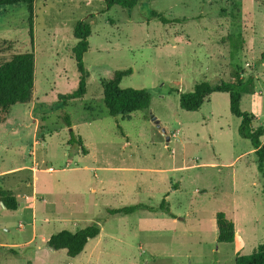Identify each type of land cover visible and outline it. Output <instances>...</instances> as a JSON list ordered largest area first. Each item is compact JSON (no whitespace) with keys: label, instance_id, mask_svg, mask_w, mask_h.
Masks as SVG:
<instances>
[{"label":"rangeland","instance_id":"374dc122","mask_svg":"<svg viewBox=\"0 0 264 264\" xmlns=\"http://www.w3.org/2000/svg\"><path fill=\"white\" fill-rule=\"evenodd\" d=\"M151 11L171 22L150 18ZM27 18L24 4L0 7V64L16 53L35 56L34 98L13 106L0 124V172H37L0 174V189L21 179V189L45 194L38 218L67 224L52 222L41 232L47 238L94 223L101 231L69 259L39 231L26 245L33 228L23 205L11 211L0 203V245L10 246L0 250V264H234V253L249 255L264 244V177L250 142L238 134L228 94H211L195 112L179 107V94L197 82L230 81L237 71L253 78L241 110L256 113L254 128L264 126V0H139L131 10L107 0H35L32 40ZM84 20L91 25L85 94L63 105L59 96L79 84L72 30ZM127 69L120 87L149 90V108L114 119L100 81ZM70 130L86 155L70 143ZM166 194L175 219L160 211L106 213L157 208ZM220 212L233 221L238 243L216 242Z\"/></svg>","mask_w":264,"mask_h":264},{"label":"trees","instance_id":"16d2710c","mask_svg":"<svg viewBox=\"0 0 264 264\" xmlns=\"http://www.w3.org/2000/svg\"><path fill=\"white\" fill-rule=\"evenodd\" d=\"M35 0H0V7L24 4L27 7V25L29 37L33 39V5ZM108 7L117 5L121 8L131 10L139 0H107ZM150 18L157 19L166 25L168 21L162 14L151 11ZM72 35L76 40V45L72 49V56L79 73L78 88L70 94L60 95L59 100L65 105L68 101L82 98L85 94L87 73L83 63V56L88 51V38L91 35V25L86 21L77 22L72 30ZM32 44V43H31ZM236 44V43H235ZM233 43L234 48L236 45ZM264 57V52H263ZM34 65L35 56L33 50L16 53L0 64V123L4 122L10 109L18 104H29L33 98L34 91ZM132 70L115 71L109 80H101L102 97L104 106L110 117L117 119H130V115L136 111H146L149 108L151 93L147 89L121 88L122 78L131 75ZM253 78L243 79L237 71L232 72L230 81H219L215 84L209 81L197 82L192 91L179 94V107L188 112L197 111L209 96L213 93H227L229 96V111L240 119L238 134L241 138L248 140L254 153L258 158V169L264 177V145L261 138L264 137V126L254 128L255 116L241 110L242 96L250 91ZM64 122L71 128L68 116L64 117ZM123 134V133H122ZM71 144L79 146L86 154L82 141L76 139L70 130ZM167 194L157 208L138 204L125 206L118 209H108V217L128 216L136 211H160L172 219L175 216L170 212L166 202ZM0 201L9 210L17 209V202L8 191L0 192ZM216 242L222 244H232L235 238V228L232 220L228 219L224 213L215 215ZM100 233L98 223H94L76 232L62 230L49 237L46 244L49 248L58 251H66L69 259L77 258L84 250L88 241L96 238ZM234 264H264V244L258 245L249 255H237Z\"/></svg>","mask_w":264,"mask_h":264},{"label":"crops","instance_id":"0c3cea01","mask_svg":"<svg viewBox=\"0 0 264 264\" xmlns=\"http://www.w3.org/2000/svg\"><path fill=\"white\" fill-rule=\"evenodd\" d=\"M33 98H34V95H33ZM253 115L256 116V113L253 114ZM27 170L31 171V173H36L37 172L36 168L33 167V166H31L30 168L27 167V166H16V167H12L11 169H8L6 171L0 172V174H5V175L13 174V175H15V174L27 171ZM46 171L47 172H53L51 168H47ZM22 184H23V180H21V179L17 180L12 185H10L12 190L0 189V192L2 190L10 192L11 196L14 197L16 202H17V209L20 208L21 205H23V213L26 215V217L28 218V220H29V222H30V224H31V226L33 228V231H32L33 235L31 237V239L28 242L25 243L26 245L29 246V245L33 244L34 237L37 236V231H39L41 233V232H44V230L50 229L51 228L50 224L52 222L57 224L58 226H61V225L67 226V224L65 223V220L60 219L58 216L54 217L53 219H51V217L49 215L48 216L44 215V216L38 218V212H39L38 209L41 206H43V205L45 206L48 203V201L45 199L46 198L45 194H42V193H39L38 191H35L34 188H33V190L31 192H29L28 190L21 189ZM25 186H26V183H25ZM14 191L16 192V195L14 194ZM39 198L41 200L37 201V199H39ZM0 203L2 204L1 201H0ZM2 206L4 207L3 204H2ZM7 210H9V209H7ZM16 210H14V211H16ZM44 210H45L44 212H48V214H50V212H51L50 210H47V209H44ZM62 230H68V229L67 228H63ZM62 230H60V231H62ZM60 231H58V232H60ZM68 231H70V230H68ZM71 232H73V231H71ZM44 235H45L44 233H41V236H42L41 237V241L46 244L47 240L49 239V237L51 235L48 238L46 236H44ZM237 241H238L237 230H235L234 242L236 243ZM9 248H10V246H8V245H2V244L0 245V250L3 253H4L5 249H9ZM241 250H239L237 253H234V256L236 257L237 255H240V251Z\"/></svg>","mask_w":264,"mask_h":264},{"label":"water","instance_id":"95a60500","mask_svg":"<svg viewBox=\"0 0 264 264\" xmlns=\"http://www.w3.org/2000/svg\"><path fill=\"white\" fill-rule=\"evenodd\" d=\"M152 119H153L154 123H155L158 127H160V126H159V122H158L155 118H153V117H152ZM162 132L165 134V130H162ZM166 140H167V142H168V141L170 140L169 137H167Z\"/></svg>","mask_w":264,"mask_h":264}]
</instances>
